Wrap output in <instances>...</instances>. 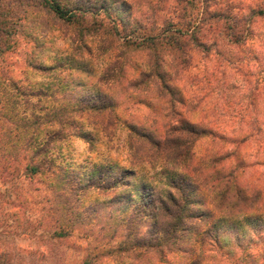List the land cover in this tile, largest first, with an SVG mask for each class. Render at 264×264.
<instances>
[{"label": "trees", "instance_id": "16d2710c", "mask_svg": "<svg viewBox=\"0 0 264 264\" xmlns=\"http://www.w3.org/2000/svg\"><path fill=\"white\" fill-rule=\"evenodd\" d=\"M41 5L78 28L82 47L88 35L100 38L109 80L107 88L82 81L78 58H60L53 66H38L56 74L48 90L8 78L10 93L0 84V197L7 183H18L17 190H23L22 179L40 185L36 190L46 191L41 224L54 239L64 240L78 229H93L98 208L88 211L83 202L93 192L109 191L103 207L108 224L127 244L108 250L94 245L79 264H103L111 253L121 257V252H131L137 264H170L168 255L176 253L181 264H207L210 252L232 264H264V189L246 178L242 153L251 139L264 140V120L255 111L263 88L252 87L249 112L234 113L238 124L222 128L194 116L192 96L179 84L200 56L213 60L211 75L222 77L229 91L235 76L264 86V74L259 76L264 71V0H42ZM8 15L0 6V42L6 44L15 31ZM7 47L0 44L2 52ZM138 55L145 68L136 74ZM120 89L148 104L154 119L165 115L161 134L123 119L118 109L124 101L111 92ZM119 120L128 129L131 148L143 145L146 157L156 155L172 166L164 169L166 189L146 185L126 219L117 205L128 204L119 192L136 175L133 169L94 164L83 178L54 152L57 143L72 137L93 143L85 122L107 131ZM204 138L211 147L197 155L195 146ZM26 194L19 196L24 202L32 199ZM15 259L0 239V264H39Z\"/></svg>", "mask_w": 264, "mask_h": 264}, {"label": "rangeland", "instance_id": "374dc122", "mask_svg": "<svg viewBox=\"0 0 264 264\" xmlns=\"http://www.w3.org/2000/svg\"><path fill=\"white\" fill-rule=\"evenodd\" d=\"M41 2L42 0H0V6L9 12L8 18L14 24L12 28H15L7 44L5 41L0 42L2 47L8 46L3 52L0 50L1 89L8 87L7 91L12 93L5 80L10 78L19 85L35 90H48L56 74L52 75L44 71L43 67L39 69L38 66H53L60 58L65 60L78 58L79 79L82 81L90 79L92 83H100L107 88L108 55L102 51V47L106 48V46L100 42V38L88 35L85 38V47H82L84 41L77 39L78 28L49 13ZM80 52H83L81 56H79ZM136 58H139V55L135 57L134 71L139 74L141 68H145V64ZM213 65L212 59L196 57V63L185 72L182 82L179 83L187 90V96L189 93L192 96L191 106L197 107L194 116L204 119L209 124L216 121L222 128L236 125L238 123L232 115L243 113L244 108L248 106V95L253 93L252 87H258L263 88V95L260 106L255 107V111L259 114V118L264 120V86H261L259 81L258 83L252 81L247 85L244 79L235 76L231 80L229 91L222 77L211 75ZM263 74L264 71H260L259 76ZM111 92L121 96L124 101L118 109L123 119L130 121L134 119L137 123H143L147 129L153 128L161 134L162 127L167 122L162 112L157 115L159 119H154L155 112L148 104L130 99L128 94L121 93V89ZM34 100L37 101V98ZM49 102L48 99L43 100L45 104L52 103ZM249 109L251 108H247L246 113ZM84 124L85 130L95 136L93 143L81 137H72L57 143L54 152L59 161L63 160L77 167L82 172L83 178L88 176V170L94 164L113 165L115 169L120 167L133 169L136 175L130 176L129 185L119 192L128 202L127 205L123 202L117 205L118 212L122 214L121 218L126 219L130 206L136 201V195L139 191H144L146 185L166 189L167 172L164 169L168 166L172 169L171 164H166L162 158H156V155L146 157L144 155L146 149L143 145H136V149L131 148L128 143V129L121 120L107 131L87 122ZM210 147V140L204 138L195 146V151L197 155H203ZM137 151L142 155L135 161ZM242 153L247 165L246 178L264 189V140L251 139L243 145ZM106 170L109 171V168ZM17 185L12 183L3 185L0 197V239L7 251L14 255L15 260H37L39 264H79L94 245L108 250L127 244L124 235L116 237L113 226L108 224V209L103 207L109 203V191L93 192L83 202L88 211L98 208L96 210L100 217L93 223V229H78L71 237L57 240L41 224L44 215L42 196L46 194L45 189L36 190L40 185L30 186L24 179L19 184L23 190H17ZM24 190H27L26 195L30 193L32 195V199L26 202L19 197ZM116 255L118 254L111 253L110 257L104 259L103 264L139 263L131 252H121V257ZM168 259L170 264H181L182 261L181 255L177 253L168 255ZM207 264L232 263L216 252H210Z\"/></svg>", "mask_w": 264, "mask_h": 264}]
</instances>
